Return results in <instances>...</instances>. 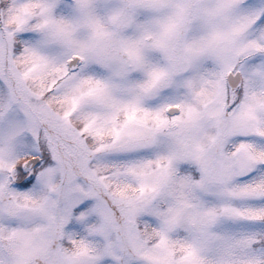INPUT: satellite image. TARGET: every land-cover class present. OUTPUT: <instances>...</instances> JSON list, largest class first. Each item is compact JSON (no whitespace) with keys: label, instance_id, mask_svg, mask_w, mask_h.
<instances>
[{"label":"snow or ice","instance_id":"snow-or-ice-1","mask_svg":"<svg viewBox=\"0 0 264 264\" xmlns=\"http://www.w3.org/2000/svg\"><path fill=\"white\" fill-rule=\"evenodd\" d=\"M0 264H264V0H0Z\"/></svg>","mask_w":264,"mask_h":264}]
</instances>
